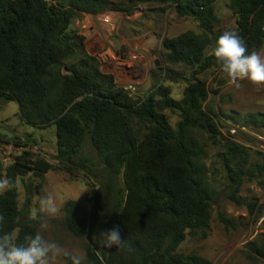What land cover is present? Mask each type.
<instances>
[{
    "label": "trees",
    "instance_id": "16d2710c",
    "mask_svg": "<svg viewBox=\"0 0 264 264\" xmlns=\"http://www.w3.org/2000/svg\"><path fill=\"white\" fill-rule=\"evenodd\" d=\"M218 1L0 0V100L18 104L21 119L33 128L56 127L60 161L76 157L90 142L106 170L113 177L123 175L126 200L114 226L127 241L123 248L103 249L100 234L106 204L101 191L95 193L91 211L75 201L64 206L70 234L91 241L85 264H211L197 255L177 253L189 236L206 239L212 220L208 170L190 132L207 134L222 146L220 156L235 186V201L249 164V150L223 138L216 115L205 111L209 90L197 77L213 65V57L205 53L219 37L215 33ZM152 3L174 7L180 18L193 19L203 31L162 43L169 64L195 72L180 101L164 88L135 99L116 85L112 75L100 73L85 53L83 38L70 31L80 14L132 12L138 5ZM230 9L238 17L237 33L249 51H261L264 0H230ZM166 110L179 113L176 129L170 126ZM135 123L145 127V134L135 130ZM242 126L264 130V113L249 114ZM50 169L39 161L33 171L42 178ZM28 170L26 161L8 167L6 178L15 187L0 195V214L5 217L0 232H15L18 243L38 233V222L24 217L39 189L26 185L25 208L21 210L18 203L16 179ZM219 221L235 227L223 215ZM249 250L264 259V235L261 243L249 244Z\"/></svg>",
    "mask_w": 264,
    "mask_h": 264
},
{
    "label": "rangeland",
    "instance_id": "374dc122",
    "mask_svg": "<svg viewBox=\"0 0 264 264\" xmlns=\"http://www.w3.org/2000/svg\"><path fill=\"white\" fill-rule=\"evenodd\" d=\"M215 10L216 35L220 36L226 30L237 32L238 17L230 9V0H219ZM107 14L112 17L111 25L103 21ZM70 31L83 38L85 53L93 59L100 73L112 75L116 85L135 99H143L158 88H164L177 101L183 99L195 72L190 67L169 64L162 43L187 32L203 34L193 19L180 18L174 7L155 3L138 5L132 12L108 11L97 16L80 14L72 21ZM214 45L208 47L206 57H213L210 53ZM261 52H264V46ZM212 63L211 68L197 76L206 82L209 90L203 107L206 112L216 115L223 138L249 150L247 175L236 193L238 201L233 200L235 186L220 156L222 146L207 134L190 132L208 170L207 183L213 194L212 220L206 239L189 236L177 253L197 255L211 264H264V259L249 250V244L261 243L264 235V130L242 126L249 114L264 113V86H254L245 80L237 88L228 82L214 57ZM65 67L63 74L67 73ZM164 114L170 126L176 129L180 122L179 113L166 110ZM134 128L140 135L146 132L143 125L135 123ZM0 129L13 135L11 138L0 137V178H6L7 168L17 160L22 164L28 162L30 168L24 177L16 179L21 210L27 203L26 185L39 189L32 195L24 219H30L35 213L36 218L31 220L38 222V233L45 240L55 241L67 252L81 257L82 264H85L86 248L91 241L70 234L64 223V206L75 201L91 211L92 199L97 191H101L106 204L102 231L111 230L126 200L123 175L113 177L90 142L76 157L60 161L56 127L36 129L27 125L14 102L2 101ZM39 161L51 166L42 178L33 171ZM47 194H54L61 207L55 217L38 212L39 199ZM221 215L233 221L235 227L224 226L219 221ZM44 223L47 226L41 227ZM67 263L68 259L63 255L56 261V264Z\"/></svg>",
    "mask_w": 264,
    "mask_h": 264
},
{
    "label": "clouds",
    "instance_id": "9594fccd",
    "mask_svg": "<svg viewBox=\"0 0 264 264\" xmlns=\"http://www.w3.org/2000/svg\"><path fill=\"white\" fill-rule=\"evenodd\" d=\"M220 70L226 74L228 82L239 88L241 81H248L254 86H264V52L249 51L240 35L234 30L224 31L216 40L210 53ZM15 183L10 178H0V194L14 189ZM39 213L55 217L61 212L54 194H47L39 199ZM33 213L30 219H35ZM5 217L0 214V225ZM46 223L41 227H46ZM102 246L123 248L127 241L122 240L118 227L101 232ZM70 257L71 264H82V258L64 250L59 243L47 241L40 233L28 234L24 243L17 242V235L12 231L0 232V264H56L61 256Z\"/></svg>",
    "mask_w": 264,
    "mask_h": 264
},
{
    "label": "water",
    "instance_id": "95a60500",
    "mask_svg": "<svg viewBox=\"0 0 264 264\" xmlns=\"http://www.w3.org/2000/svg\"><path fill=\"white\" fill-rule=\"evenodd\" d=\"M1 106H2V101L0 100V112H1ZM0 134L2 136H6L7 138H11L13 135L9 133L8 131H5L3 129H0Z\"/></svg>",
    "mask_w": 264,
    "mask_h": 264
},
{
    "label": "built area",
    "instance_id": "2783aa9c",
    "mask_svg": "<svg viewBox=\"0 0 264 264\" xmlns=\"http://www.w3.org/2000/svg\"><path fill=\"white\" fill-rule=\"evenodd\" d=\"M103 18H104L103 21H105V23L110 24V25L112 24L110 20L112 17L110 15L107 14L106 16H103Z\"/></svg>",
    "mask_w": 264,
    "mask_h": 264
}]
</instances>
